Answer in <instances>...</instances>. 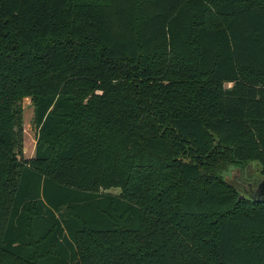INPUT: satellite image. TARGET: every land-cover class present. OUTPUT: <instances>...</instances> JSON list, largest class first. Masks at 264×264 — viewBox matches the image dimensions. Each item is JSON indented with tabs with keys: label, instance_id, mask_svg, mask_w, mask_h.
I'll use <instances>...</instances> for the list:
<instances>
[{
	"label": "trees",
	"instance_id": "16d2710c",
	"mask_svg": "<svg viewBox=\"0 0 264 264\" xmlns=\"http://www.w3.org/2000/svg\"><path fill=\"white\" fill-rule=\"evenodd\" d=\"M254 164L264 0H0V264H264Z\"/></svg>",
	"mask_w": 264,
	"mask_h": 264
},
{
	"label": "rangeland",
	"instance_id": "374dc122",
	"mask_svg": "<svg viewBox=\"0 0 264 264\" xmlns=\"http://www.w3.org/2000/svg\"><path fill=\"white\" fill-rule=\"evenodd\" d=\"M230 85H227V88H229ZM23 122H24V142H23V157L24 158H32L35 154V146H36V127L34 123V108L32 105V101L30 98H25L23 100ZM241 169V168H237ZM243 171V169H241ZM248 172L244 170V172H241L240 175L241 180L239 182L249 185L253 184L257 181H259L261 177V171L260 166L257 164L252 165L250 171ZM233 171V168L229 169L224 177L227 179L230 177L231 172ZM234 175H237V173H234ZM109 192L118 194L120 192V189L114 188L111 189Z\"/></svg>",
	"mask_w": 264,
	"mask_h": 264
},
{
	"label": "water",
	"instance_id": "95a60500",
	"mask_svg": "<svg viewBox=\"0 0 264 264\" xmlns=\"http://www.w3.org/2000/svg\"><path fill=\"white\" fill-rule=\"evenodd\" d=\"M251 167L252 165L248 166L246 168V171L252 172V170L250 171ZM241 172V169L235 168L231 172L230 177L227 179L225 178L228 184L237 190V192L239 193V199L247 200L251 203H264V174H262L261 172L262 175L259 181L253 184L245 185L239 182V180H241ZM234 173H237V175H234Z\"/></svg>",
	"mask_w": 264,
	"mask_h": 264
},
{
	"label": "flooded vegetation",
	"instance_id": "af4514ba",
	"mask_svg": "<svg viewBox=\"0 0 264 264\" xmlns=\"http://www.w3.org/2000/svg\"><path fill=\"white\" fill-rule=\"evenodd\" d=\"M242 169H243V168H242ZM233 170H234V169H233ZM244 170H245V169H243V171H242V172H244Z\"/></svg>",
	"mask_w": 264,
	"mask_h": 264
}]
</instances>
